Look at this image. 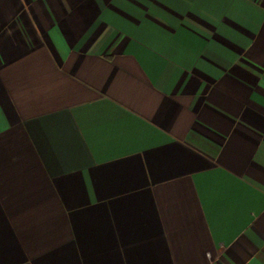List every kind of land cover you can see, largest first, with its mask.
Here are the masks:
<instances>
[{
  "label": "crops",
  "instance_id": "crops-1",
  "mask_svg": "<svg viewBox=\"0 0 264 264\" xmlns=\"http://www.w3.org/2000/svg\"><path fill=\"white\" fill-rule=\"evenodd\" d=\"M0 264H264V0H0Z\"/></svg>",
  "mask_w": 264,
  "mask_h": 264
}]
</instances>
